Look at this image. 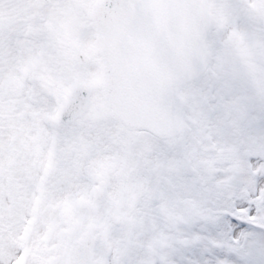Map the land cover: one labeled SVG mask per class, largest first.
<instances>
[{
  "label": "snow or ice",
  "instance_id": "snow-or-ice-1",
  "mask_svg": "<svg viewBox=\"0 0 264 264\" xmlns=\"http://www.w3.org/2000/svg\"><path fill=\"white\" fill-rule=\"evenodd\" d=\"M0 264H264V0H0Z\"/></svg>",
  "mask_w": 264,
  "mask_h": 264
}]
</instances>
